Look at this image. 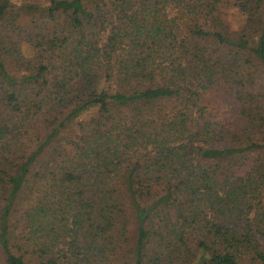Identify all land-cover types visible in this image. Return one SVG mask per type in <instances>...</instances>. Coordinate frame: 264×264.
<instances>
[{
	"label": "trees",
	"instance_id": "16d2710c",
	"mask_svg": "<svg viewBox=\"0 0 264 264\" xmlns=\"http://www.w3.org/2000/svg\"><path fill=\"white\" fill-rule=\"evenodd\" d=\"M0 264H264V0H0Z\"/></svg>",
	"mask_w": 264,
	"mask_h": 264
},
{
	"label": "rangeland",
	"instance_id": "374dc122",
	"mask_svg": "<svg viewBox=\"0 0 264 264\" xmlns=\"http://www.w3.org/2000/svg\"><path fill=\"white\" fill-rule=\"evenodd\" d=\"M205 103L210 104V110L214 109H218V110H223L224 112H226V114H230L232 111V107H230V104L228 103V100L226 101L225 97H222L221 94H219V92H213L211 94H208L205 96ZM221 100L224 102L222 103ZM215 102V104H214ZM214 104V105H213ZM214 109V110H215Z\"/></svg>",
	"mask_w": 264,
	"mask_h": 264
}]
</instances>
